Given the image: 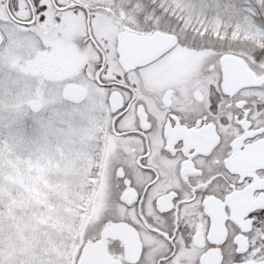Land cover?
Here are the masks:
<instances>
[{
	"label": "snow or ice",
	"instance_id": "obj_1",
	"mask_svg": "<svg viewBox=\"0 0 264 264\" xmlns=\"http://www.w3.org/2000/svg\"><path fill=\"white\" fill-rule=\"evenodd\" d=\"M0 264H264V0H0Z\"/></svg>",
	"mask_w": 264,
	"mask_h": 264
}]
</instances>
